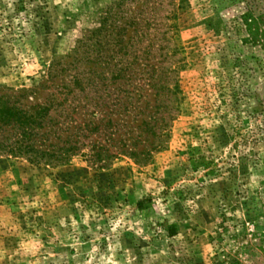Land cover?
Here are the masks:
<instances>
[{
    "label": "rangeland",
    "instance_id": "obj_1",
    "mask_svg": "<svg viewBox=\"0 0 264 264\" xmlns=\"http://www.w3.org/2000/svg\"><path fill=\"white\" fill-rule=\"evenodd\" d=\"M68 91L142 144L0 155V264H264V0H0V98Z\"/></svg>",
    "mask_w": 264,
    "mask_h": 264
},
{
    "label": "trees",
    "instance_id": "obj_2",
    "mask_svg": "<svg viewBox=\"0 0 264 264\" xmlns=\"http://www.w3.org/2000/svg\"><path fill=\"white\" fill-rule=\"evenodd\" d=\"M73 83L75 87L85 84L81 79H75ZM145 86H138L135 90L143 91ZM71 94V91L59 93L53 96L47 105L36 107L10 98H0V155L27 158L33 164H61L80 154L87 146L82 140L89 139L95 133L99 134L102 127L107 132V141L112 145L114 152L110 153V149H104L109 153L105 156L98 152L92 156L96 162L104 161L103 157L112 159L129 154V143L134 140V148L137 149L142 144V136L135 139V130L131 128L126 134L127 139L120 142V148L115 145L120 125L114 122L113 117H129L138 110L132 94L124 98L100 97L101 103L95 105L96 110L85 113L87 118L84 124H80L75 116L80 114L81 109H87L95 99L89 96L78 98ZM83 101L88 103L83 105ZM53 114L55 117H52Z\"/></svg>",
    "mask_w": 264,
    "mask_h": 264
}]
</instances>
